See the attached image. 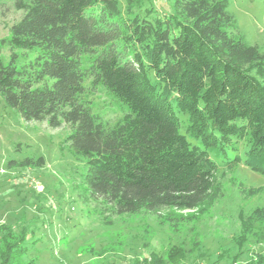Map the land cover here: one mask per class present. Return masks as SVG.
Returning <instances> with one entry per match:
<instances>
[{
	"label": "trees",
	"instance_id": "16d2710c",
	"mask_svg": "<svg viewBox=\"0 0 264 264\" xmlns=\"http://www.w3.org/2000/svg\"><path fill=\"white\" fill-rule=\"evenodd\" d=\"M9 1L23 16L0 50L35 58L27 70L0 57V95L25 121L70 127L88 197L117 215L166 210L169 221L172 212L204 214L221 195L220 174L239 164L264 174V54L237 33L227 0H171L164 14L143 0ZM86 80L123 112L112 126L84 101ZM178 114L187 116V136ZM30 164L44 160L21 163ZM241 220L246 232L264 228V207ZM4 230L0 264H35L26 261L38 243L28 246L29 230ZM175 256L169 264H180ZM133 264L167 262L154 253Z\"/></svg>",
	"mask_w": 264,
	"mask_h": 264
},
{
	"label": "rangeland",
	"instance_id": "374dc122",
	"mask_svg": "<svg viewBox=\"0 0 264 264\" xmlns=\"http://www.w3.org/2000/svg\"><path fill=\"white\" fill-rule=\"evenodd\" d=\"M228 13L237 24V33L249 46L264 54V0H227ZM171 0H143L142 6L159 14L169 13ZM23 16L9 0H0V39ZM236 33V34H237ZM4 64L29 70L35 51L0 50ZM85 58L83 57V61ZM87 64H84L86 66ZM44 82L51 84L52 80ZM44 82L42 84H44ZM84 83L83 99L91 112L106 126L123 116L116 103L99 86ZM182 120L185 136L187 116ZM70 127L61 122L51 128L46 121H25L0 95V236L5 227L28 231L26 261L35 264H133L157 254L169 264H249L264 259V228L252 226L246 232L242 220L256 207H264V193L251 196L249 189H264V174L239 164L233 172L221 173V195L208 210L158 213L141 211L117 215L101 198L85 193V164L76 160L66 141ZM187 140L194 143L189 137ZM245 151V149H244ZM240 150V158H245ZM235 153L231 152L230 156ZM44 160L43 166L26 160ZM215 162L218 160L211 156ZM179 216L181 218H179ZM3 231V232H2Z\"/></svg>",
	"mask_w": 264,
	"mask_h": 264
}]
</instances>
